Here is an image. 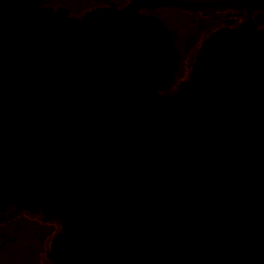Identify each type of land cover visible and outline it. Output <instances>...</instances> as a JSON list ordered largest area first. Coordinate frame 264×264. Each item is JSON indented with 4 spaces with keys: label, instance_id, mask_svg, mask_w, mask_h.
I'll list each match as a JSON object with an SVG mask.
<instances>
[{
    "label": "water",
    "instance_id": "1",
    "mask_svg": "<svg viewBox=\"0 0 264 264\" xmlns=\"http://www.w3.org/2000/svg\"><path fill=\"white\" fill-rule=\"evenodd\" d=\"M129 1L0 0V210L59 222L48 264H264V0ZM138 6L246 18L177 83L175 31Z\"/></svg>",
    "mask_w": 264,
    "mask_h": 264
},
{
    "label": "flooded vegetation",
    "instance_id": "2",
    "mask_svg": "<svg viewBox=\"0 0 264 264\" xmlns=\"http://www.w3.org/2000/svg\"><path fill=\"white\" fill-rule=\"evenodd\" d=\"M40 1L41 8H49L53 12L63 10L68 13L70 17L80 19L85 13L96 10L109 8L111 6L116 7L117 9H123L129 6L131 3L129 0H45L46 2ZM137 12L141 15L147 16H156L159 17L163 23L171 30L175 31L176 34V45L180 52L181 62L184 60L190 48L192 49L194 46H197L196 52L190 56V61L192 63V59L197 54L198 49L203 42V40L214 30L228 26L235 27L239 25L245 18L246 14L241 11H204V12H185L179 11L175 9L169 8H157V9H148L143 6H138L136 8ZM164 11H176L181 13H186L192 18V21L196 18V16L200 15V19L205 18V15L221 13V12H230L237 13L238 17L233 18L229 21H224V25L218 26L215 29L210 30L211 24L202 25L197 30L198 34H202L201 37L198 35L195 36L194 41H192V46L183 45L184 39H181L175 28L169 27L166 21L160 16V13ZM252 18L258 28H262L259 25V22L264 21V13L261 12H253ZM239 19V23L237 24V20ZM234 20V21H233ZM192 33V32H191ZM186 39V38H185ZM189 42H185L188 44ZM183 46V47H182ZM186 47V48H185ZM179 76L177 78V83L181 81H185L188 78L181 79L178 81ZM50 223H56L58 227L52 228L50 227ZM60 224L56 220H51L48 216H43L42 214L34 215L31 212L26 210L17 209L13 206L5 207L0 210V264H28V260L33 257L40 259L43 255L45 263L48 264L47 261V247H50L51 239L59 232ZM31 235H35V239L37 240V248H30L27 250L25 245L33 239ZM52 236V238H51ZM20 248V252L18 251ZM23 250V251H22ZM23 253L22 258L20 255Z\"/></svg>",
    "mask_w": 264,
    "mask_h": 264
},
{
    "label": "rangeland",
    "instance_id": "3",
    "mask_svg": "<svg viewBox=\"0 0 264 264\" xmlns=\"http://www.w3.org/2000/svg\"><path fill=\"white\" fill-rule=\"evenodd\" d=\"M160 16L166 21V23L169 25V27L175 28L179 37L181 39H184L183 45L185 46H192V41H194V38L196 35L199 37L202 36V34H198L197 30L200 26V23L202 25L211 24L210 30L214 29L215 27L224 25V21L232 20L235 17H238L237 13H230V12H221V13H214V14H208L205 15V18L200 19V15L196 16V18L192 21V18L186 13L176 12V11H164L160 13ZM237 24L240 22L239 19L237 20ZM259 25L264 28V21L259 22ZM192 32V33H191ZM186 38V39H185ZM189 42L188 44H185V42ZM183 47V46H182ZM186 48V47H185ZM197 46H194L192 49L190 48L188 55L184 58V60L180 63V71H179V79H186L189 77V71H190V56L193 55L196 52ZM50 227L55 228L58 227L56 223H50ZM33 238L28 245H25L24 248L29 250L30 248H35L37 245V240L35 239V235H31ZM52 238V236H51ZM37 248V246H36ZM35 248V249H36ZM47 247V251H48ZM18 251L20 252V248H18ZM23 251V250H22ZM23 253L20 255L22 258ZM14 264H16L14 262ZM28 264H47L45 263L43 255L40 257L39 260L37 258L31 257L28 260Z\"/></svg>",
    "mask_w": 264,
    "mask_h": 264
},
{
    "label": "trees",
    "instance_id": "4",
    "mask_svg": "<svg viewBox=\"0 0 264 264\" xmlns=\"http://www.w3.org/2000/svg\"><path fill=\"white\" fill-rule=\"evenodd\" d=\"M233 21H234V20H233ZM215 28H216V27H215ZM215 28H214V29H215Z\"/></svg>",
    "mask_w": 264,
    "mask_h": 264
}]
</instances>
